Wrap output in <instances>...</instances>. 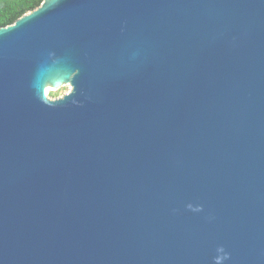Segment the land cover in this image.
Listing matches in <instances>:
<instances>
[{"label":"water","instance_id":"95a60500","mask_svg":"<svg viewBox=\"0 0 264 264\" xmlns=\"http://www.w3.org/2000/svg\"><path fill=\"white\" fill-rule=\"evenodd\" d=\"M0 264H264V0L0 27Z\"/></svg>","mask_w":264,"mask_h":264},{"label":"trees","instance_id":"16d2710c","mask_svg":"<svg viewBox=\"0 0 264 264\" xmlns=\"http://www.w3.org/2000/svg\"><path fill=\"white\" fill-rule=\"evenodd\" d=\"M43 0H0V27L14 24L19 18L37 9Z\"/></svg>","mask_w":264,"mask_h":264},{"label":"rangeland","instance_id":"374dc122","mask_svg":"<svg viewBox=\"0 0 264 264\" xmlns=\"http://www.w3.org/2000/svg\"><path fill=\"white\" fill-rule=\"evenodd\" d=\"M49 88H51V89H49V90H50L49 94H50L52 91H54V90H55L54 88L52 89V87H49ZM51 90H52V91H51Z\"/></svg>","mask_w":264,"mask_h":264},{"label":"bare ground","instance_id":"6f19581e","mask_svg":"<svg viewBox=\"0 0 264 264\" xmlns=\"http://www.w3.org/2000/svg\"><path fill=\"white\" fill-rule=\"evenodd\" d=\"M49 91H50V90L48 89L47 92L49 93Z\"/></svg>","mask_w":264,"mask_h":264},{"label":"clouds","instance_id":"9594fccd","mask_svg":"<svg viewBox=\"0 0 264 264\" xmlns=\"http://www.w3.org/2000/svg\"><path fill=\"white\" fill-rule=\"evenodd\" d=\"M50 92V91H49ZM47 94H49V93H47Z\"/></svg>","mask_w":264,"mask_h":264},{"label":"built area","instance_id":"2783aa9c","mask_svg":"<svg viewBox=\"0 0 264 264\" xmlns=\"http://www.w3.org/2000/svg\"><path fill=\"white\" fill-rule=\"evenodd\" d=\"M48 95V94H47Z\"/></svg>","mask_w":264,"mask_h":264}]
</instances>
